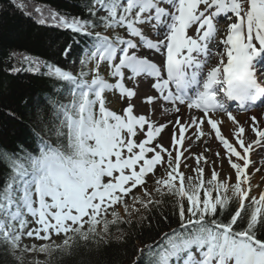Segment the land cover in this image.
I'll use <instances>...</instances> for the list:
<instances>
[{
    "label": "snow or ice",
    "instance_id": "obj_1",
    "mask_svg": "<svg viewBox=\"0 0 264 264\" xmlns=\"http://www.w3.org/2000/svg\"><path fill=\"white\" fill-rule=\"evenodd\" d=\"M11 3L31 16L23 3ZM34 11L36 23L87 41L70 70L12 53L28 65L24 71L58 87L43 100L24 102L34 146L0 148V248L15 264L27 256L33 257L27 264H53L82 243L107 244L113 225L123 240L118 226H131L134 215L151 229L145 213L171 196L179 227L139 249L137 264L142 256L146 264H264V191L252 195L250 182L260 167L248 172L254 145L264 142V119L253 115L242 124L229 106L235 101L247 112L264 98V0H90L87 19L46 6ZM71 52V45L62 50L65 57ZM110 92L126 104L121 113L107 106ZM181 106L188 110L184 119ZM168 113L176 114L174 121L153 118ZM218 114L232 123L233 142ZM169 125L165 146L159 138ZM245 125L256 136L247 144ZM213 134L225 150L224 157L215 155L227 158L234 182L215 161L206 179L207 157L184 146L186 139ZM60 236L57 243L53 237ZM25 238L43 243L29 245Z\"/></svg>",
    "mask_w": 264,
    "mask_h": 264
},
{
    "label": "trees",
    "instance_id": "obj_2",
    "mask_svg": "<svg viewBox=\"0 0 264 264\" xmlns=\"http://www.w3.org/2000/svg\"><path fill=\"white\" fill-rule=\"evenodd\" d=\"M48 5L63 15L89 18L87 7L90 0H34ZM99 30V29H97ZM87 38L70 29H62L36 23L33 16L19 10L11 0H0V148L13 149L18 146L33 147L32 122L25 107V100L44 97L58 87L55 80L32 72L24 71L27 64L18 62L13 52L23 51L45 61L70 70L73 61L81 54ZM72 46V52L65 57L63 48ZM12 68L22 69L13 73ZM3 166H0L2 172ZM167 216V221L161 222ZM148 215L153 227L137 223L133 219L131 226L120 224L118 227L125 233L123 240H118L121 233L117 226H111V239L107 244L95 242L83 243L71 255H57L53 264H137L138 250L145 245L153 244L161 233L179 227L178 210L169 198L164 204L153 209ZM160 223L157 230L156 225ZM245 224H240L243 228ZM239 230V228H237ZM46 257L41 260H45ZM0 264H15L12 257L0 248ZM27 264V261H25ZM139 264H146L142 256Z\"/></svg>",
    "mask_w": 264,
    "mask_h": 264
},
{
    "label": "rangeland",
    "instance_id": "obj_3",
    "mask_svg": "<svg viewBox=\"0 0 264 264\" xmlns=\"http://www.w3.org/2000/svg\"><path fill=\"white\" fill-rule=\"evenodd\" d=\"M18 2L23 3L26 6L25 11L27 13H31V16H33V17L38 15L34 11L35 7H37V6L49 7L48 5H46L44 3L37 2V1H34V0H18ZM193 32H194V30H193ZM191 33L192 32H190V34ZM24 54L30 55L32 57H35V56H33V55L29 54V53H24ZM40 59L44 60L43 58H40ZM110 82H112V81H110ZM106 96H107V100H108V105L107 106L111 110L116 111L118 113H121L122 109L124 108V104L121 103V101H120V99L118 97V94H113V93L110 92V93H107ZM228 127H232V123L231 122L228 124ZM247 134H249V135H247ZM245 136H246L245 137L246 138V140H245L246 144L247 143H251L252 141H254L256 139L255 133H253L250 128H246L245 129ZM248 136H250L249 140H248ZM139 138L140 137H137V139H139ZM164 145L165 146H169V144H164ZM219 145H220V142L215 139L209 145L210 146L209 149H211V151H207V152L206 151H200L202 149V147L206 146V144H202V147L197 148V149L190 148V151H191V153L196 154V155H199L200 153H203L204 156L207 157V159L209 161L208 165L204 166L203 163L201 165V166L205 167V178L206 179L210 177V172H211V168H212V163L211 162L215 161L217 168L221 171V175L223 176L225 173H232L233 174V182H234V179H235L234 170L231 169L227 158L218 159L217 156L215 155L216 152H219L221 157L225 156V154H223V152H222L221 148L219 147ZM185 155H189V153L186 152ZM250 159L254 162V164L249 167V169H248L249 173H252L254 171L255 167H260V171L255 172V174L252 175L251 181H250L251 184L253 185L252 195H257L258 196L260 191H264V179H262V178H264V142H261L260 145H254L253 150H252L251 155H250ZM238 162L243 163L241 161H238ZM187 163L189 165H192V167H195V159H189L187 161ZM181 170L185 171L186 175L192 174V168L184 169L183 165H182ZM161 173H162V169L160 167H157L156 175L159 176V175H161ZM147 180H148V185L151 187L152 184H153L152 175H149L147 177ZM256 185H259V187H257ZM140 191H141V189L139 187L134 189V193H136V194H139ZM168 198H169V201H171L174 204L175 198L171 197V196H169ZM117 208L120 210L121 215H123V209L119 208V206ZM135 218H138V216L134 215L132 217V220L135 219ZM108 219H111V216H109ZM53 238L57 241V243H60L63 240V236L53 237ZM24 243L30 245L32 243H37L38 244V243H43V242L42 241H36L33 238H25ZM42 256H43V254L39 255L38 259H42L43 258ZM32 258H33L32 256H27L26 257V261L30 260Z\"/></svg>",
    "mask_w": 264,
    "mask_h": 264
},
{
    "label": "bare ground",
    "instance_id": "obj_4",
    "mask_svg": "<svg viewBox=\"0 0 264 264\" xmlns=\"http://www.w3.org/2000/svg\"><path fill=\"white\" fill-rule=\"evenodd\" d=\"M15 53H23V51H17ZM129 86L131 87L130 84H129ZM263 102H264V100H263ZM142 106H143V108L145 110H148L150 108V106L148 104H146V103L143 104ZM258 106L252 107L247 112L241 111V110H237V109H233V106L230 107V108L233 111V114L237 117V119L243 124L246 120H248V122L251 123L250 117L253 116V115L256 116L258 118V120L264 119V105L260 109H257ZM124 107H126L125 103H124ZM181 113L184 114L182 116V119L187 117L188 110L185 108V106H181ZM195 114L196 115H202V113H199V112H195ZM175 117H176L175 113H168V114H165V115H162V116L157 114V116H155L153 118L154 119H159L161 121H168V120H173L174 121ZM217 118L223 120V124L221 125L222 133L229 139L230 142H233L234 141V138L232 136V132L234 130L233 129V125H232V127H228V124L230 123V121H228L227 116L224 115V114H218ZM246 128H249V127L247 125H245V129ZM209 130H210L209 126L205 125L204 126V131L208 132ZM191 131H192V129H189V133ZM171 135H172V125H169L161 133V137L159 139H161L164 144H169L170 145L171 144ZM186 135H188V133H186ZM247 135H249V134H247ZM249 137L250 136H248V140H249ZM214 140H215L214 134L210 135V136L202 137L200 140H195L194 137H193V138L186 139L185 142H184V146L185 147L190 146V148H192V149H197V148L202 147V144H206V146L202 147V149L200 150V151H205V148H210L209 145ZM245 140H246V138H245ZM219 147L221 148L223 154H225V150H224L223 146L220 144ZM181 150H183V149H181ZM238 150H239V148H238ZM232 159L234 161H236L235 157H233Z\"/></svg>",
    "mask_w": 264,
    "mask_h": 264
}]
</instances>
